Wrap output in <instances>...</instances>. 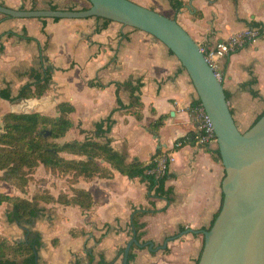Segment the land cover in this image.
Returning <instances> with one entry per match:
<instances>
[{"label":"crops","instance_id":"0c3cea01","mask_svg":"<svg viewBox=\"0 0 264 264\" xmlns=\"http://www.w3.org/2000/svg\"><path fill=\"white\" fill-rule=\"evenodd\" d=\"M132 1L176 19L205 47L243 32L251 27V22L264 24V0H178L182 2V6L177 2L179 8L173 7L174 0ZM88 3L0 0V4L15 9H50L52 5L59 9L82 8ZM103 24L104 20L97 17L56 21L0 13V89L10 85L17 95L23 85L33 81V70L44 66L52 74L50 89L42 97L2 100L32 109L17 112L38 111L54 116L58 115V104L69 102L75 107L70 114L74 125L59 139L62 143L92 137L101 143L109 142L119 153L126 151L128 162L139 160L145 164L161 150L159 172H163V160H167L169 176L165 189L169 194L150 199L146 182L139 177L130 178L104 159L97 162L111 172L109 177H79L75 182L69 181L70 175H53L39 167L35 177L42 181L38 185L53 197L61 193L73 196L75 189H83L93 198L90 210L73 204L41 203V207L52 210L44 211L32 228L42 237L40 264H96L101 258L110 264L123 263L119 250L134 235L129 233L133 207L158 210L142 219L147 223L143 241L154 242V247L179 234L181 227L209 229L221 207L225 168L206 145L188 137L198 132L192 110L198 95L188 73L170 49L151 34L116 21L106 28H102ZM97 28L102 29L96 32ZM11 31L19 35H8ZM24 31L35 41L23 39ZM218 64L237 126L247 131L264 113V33L255 44L243 46ZM129 78L134 84H141V118L135 109L117 110L111 115L118 107L116 83ZM253 80L256 82L250 84ZM119 94L124 104L130 103V91L121 89ZM160 118L162 124L153 132L152 124ZM101 123L106 134L97 138L94 134ZM0 181L7 187L5 193L22 196L16 186ZM0 207L10 210L12 206L3 203ZM27 228L9 223L5 239L23 241ZM72 231L78 234L73 235ZM203 241V234L188 232L169 241L164 249L151 251L137 246L134 263L196 264Z\"/></svg>","mask_w":264,"mask_h":264},{"label":"trees","instance_id":"16d2710c","mask_svg":"<svg viewBox=\"0 0 264 264\" xmlns=\"http://www.w3.org/2000/svg\"><path fill=\"white\" fill-rule=\"evenodd\" d=\"M177 2L182 6V2L174 0L172 1L174 8H179L176 5ZM86 8L87 7H82L81 9ZM21 9L25 8L22 6ZM50 9L59 8L52 5ZM69 9L74 10L76 8ZM97 18L104 20L102 28H106L108 23L112 22L110 19ZM54 20L59 21L60 19L54 18ZM250 26L257 27L261 34L264 33L263 23L251 22ZM102 28H97L96 32ZM8 35L18 36L19 34L11 31ZM22 38L27 42L35 41L34 38L27 35L26 31H24ZM239 49L240 48L235 52ZM182 68L185 70L183 66ZM32 74L34 77L32 78L33 81L23 85L17 95L13 94L11 86L8 85L6 88L0 89V98L13 102L17 99L42 97L50 89L52 81L51 71L49 68L42 66L40 70H33ZM255 82L256 81L253 80L250 84ZM90 84L94 85V82ZM97 85L101 86L98 83ZM116 86L118 107L112 111L111 115L117 110L135 109L134 113L138 118H141L140 111L143 106L140 99L141 84H134L133 78H129L124 82H117ZM121 89L130 91L131 101L129 104H124L122 101L119 94ZM257 94L256 92L254 93V95ZM226 96L228 99L227 93ZM199 104H201L199 99L193 102V106ZM57 111L58 115L56 116L38 111H11L3 115V126L0 129V171H3V174L0 176L1 180L12 182L18 189L24 192L30 180L34 177V172L41 166L53 175H70L71 178L69 181L71 182L77 181L79 177L92 178L97 175L109 177L111 172L100 166L97 162V159H104L112 164L115 169L128 175L130 178L139 177L142 181L146 182L148 197L150 199L163 197L169 194V191L165 189V183L169 176L168 170L166 168L163 173L158 172L161 150H158L156 154L152 156L151 161L145 164L139 160L128 162L126 151L119 153L111 147L109 142L101 143L94 140L92 137H86L84 140H72L62 143L59 139L64 137L74 125L70 118V114L75 111V107L69 102H61L57 105ZM263 114H261L256 121H258ZM108 121H111L110 117ZM161 124L162 118L156 120L152 124L151 130L155 132ZM103 125L104 124L101 123L97 126V130L94 134L95 137H105L106 130L103 129ZM109 129L110 125H108V130ZM81 133H85V130L81 129ZM188 137H192L193 141H196V134H191ZM214 145L215 148L209 145H206L205 148L215 159L222 162L217 144ZM64 154H72L84 158H68ZM41 193L42 194L35 195L33 198L29 199L0 191V205L9 203L12 206L11 209L7 211V221L9 223L16 222L19 225H27L29 227L25 230L26 238L23 241L11 242L0 237V264H40L39 249L43 245L42 237L40 232L32 228L35 226L40 215L45 210H49V208L41 207V202H58L65 205L73 204L80 206L82 210H90L93 205L91 193L83 189H75L73 196L61 193L57 198L53 197L48 192ZM223 196L224 194L222 193V202ZM157 211V209L152 207H133L129 231L130 235L135 234L137 239L144 243V228L147 223L142 219L145 215L156 213ZM219 212L220 210L215 215L212 225ZM183 230H185V227L180 228V232ZM72 234L77 235L78 233L72 231ZM54 244H57V242L55 241ZM203 246L204 241L196 264L199 262ZM124 248H120L119 250V257H122V260L124 257ZM137 248L136 245L132 246L128 257V264H135L136 254L134 250ZM96 264L110 263L105 261L104 258H101Z\"/></svg>","mask_w":264,"mask_h":264},{"label":"water","instance_id":"95a60500","mask_svg":"<svg viewBox=\"0 0 264 264\" xmlns=\"http://www.w3.org/2000/svg\"><path fill=\"white\" fill-rule=\"evenodd\" d=\"M86 9H15L0 4V13L14 18L86 19L101 17L137 28L164 43L188 73L213 123L225 176L223 202L209 229H187L164 244L141 243L136 235L124 248L123 264L133 245L151 251L164 249L184 233H202L204 246L198 264H264V114L241 131L228 103L223 82L216 76L200 44L174 18L132 0H88Z\"/></svg>","mask_w":264,"mask_h":264},{"label":"built area","instance_id":"2783aa9c","mask_svg":"<svg viewBox=\"0 0 264 264\" xmlns=\"http://www.w3.org/2000/svg\"><path fill=\"white\" fill-rule=\"evenodd\" d=\"M261 36L260 30L257 27H249L239 34H233L232 36L217 41L212 46H202L201 50L204 52L205 57L209 64L214 69L216 76L223 82L222 72L219 70L218 63L220 59L229 56L235 52L238 48H242L245 45L255 44ZM195 119L197 122V135L196 141L200 145H214L216 144L217 138L212 121L208 117L202 104L193 106L192 108ZM181 142H178V146H181ZM164 165L162 167L163 172L167 168V160H163ZM159 172V168H158ZM162 172V173H163Z\"/></svg>","mask_w":264,"mask_h":264},{"label":"rangeland","instance_id":"374dc122","mask_svg":"<svg viewBox=\"0 0 264 264\" xmlns=\"http://www.w3.org/2000/svg\"><path fill=\"white\" fill-rule=\"evenodd\" d=\"M89 6H90V2L88 3V5L86 7H89ZM79 7H81V6H79ZM76 9H81V8H77L76 7ZM0 101H1L0 102V129L3 126V122L1 121V119L3 118L2 116L6 112H8V111H30V110H32L30 106H23V105L14 106V105H8L9 102L4 101L2 99H0ZM46 114H50V113H46ZM50 115H52V113ZM41 170L43 171V169H41ZM36 172L37 171L34 172V174H35L34 177L33 178L31 177L32 179L28 183V187H27L26 191L22 192L20 190L21 193H22V196H20V197H26V198L31 199L35 195L42 194L41 192H48L47 190H42V186L38 185V184H40L42 179H40L38 176L35 177L36 176ZM0 174H3V171H0ZM40 174H43V173H41V171H40ZM6 182L10 183L11 185H14L12 182H9V181H6ZM5 186L6 185L3 182L0 181V191L5 193L6 190H7V187H5ZM41 203H40V206H41ZM49 210H52V209H49ZM7 211H8V209H6L5 207H0V236L4 237V238H6L5 236H7L6 233L9 232V223L7 222ZM6 226H7V228H6Z\"/></svg>","mask_w":264,"mask_h":264}]
</instances>
